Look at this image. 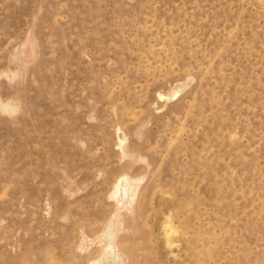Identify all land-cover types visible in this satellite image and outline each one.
Masks as SVG:
<instances>
[{"label":"rangeland","instance_id":"374dc122","mask_svg":"<svg viewBox=\"0 0 264 264\" xmlns=\"http://www.w3.org/2000/svg\"><path fill=\"white\" fill-rule=\"evenodd\" d=\"M0 264H264V0H0Z\"/></svg>","mask_w":264,"mask_h":264}]
</instances>
